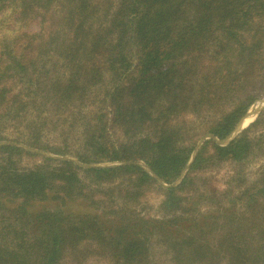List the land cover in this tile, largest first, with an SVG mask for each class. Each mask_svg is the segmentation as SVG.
Returning <instances> with one entry per match:
<instances>
[{"label":"trees","instance_id":"trees-1","mask_svg":"<svg viewBox=\"0 0 264 264\" xmlns=\"http://www.w3.org/2000/svg\"><path fill=\"white\" fill-rule=\"evenodd\" d=\"M262 98L264 0H0V141L162 182L0 145V264H264Z\"/></svg>","mask_w":264,"mask_h":264},{"label":"rangeland","instance_id":"rangeland-1","mask_svg":"<svg viewBox=\"0 0 264 264\" xmlns=\"http://www.w3.org/2000/svg\"><path fill=\"white\" fill-rule=\"evenodd\" d=\"M25 29L29 30V31H33V30L36 29V25L34 23L28 24ZM262 99L257 100L251 106V108H249L251 111L252 110L253 111L257 110V113L252 116V119H254L256 117L258 112L264 106V104L262 103ZM48 128L49 127H45V129H44V131H45L44 138L47 139V140L49 139V140H51V142H55L56 143L57 142L55 140L56 134L53 133L52 131H50ZM10 131H11V129H9V133H10ZM0 142H3L4 144H10V145H14L15 144V146H17V144L18 145L27 146V145H24V144H21V143L13 142V141H0ZM27 147H29V146H27ZM75 147L77 149L79 148L78 145L75 146ZM31 148H33V147H31ZM35 149H37V148H35ZM41 151H43V152H45L46 154H49V155H54V156H57V157H64L62 155L52 154V153H49V152L44 151V150H41ZM39 155H41V154H39ZM65 156L66 157L75 158L73 155H65ZM38 159H39V157H33V158L32 157H23L22 160H21V164L22 165H31L32 163L38 161ZM103 163H105V162H103ZM263 163H264V154L263 153H259V152H255L253 157L249 158V160H247V162L244 165V170L246 172V176L249 177L250 179L253 178V176L258 173V171H259V169H260V167L262 166ZM230 169H232V166H230L228 164H221L220 166L212 167L210 170L206 171V173L211 178H213V176H214L217 179H219L221 184H219L218 186L221 187V185L223 184L222 182L226 180L224 175ZM215 173L216 174L218 173L217 176H215ZM161 199H162L161 193L156 191V190H153V191L149 192L141 200V204L138 206V208L142 207L143 212L147 213L148 215H160V213L158 212V205H159V202H160ZM151 254H152L151 257H152L153 261H155V262L164 263L166 261V254H165V251L162 248L155 247ZM85 264H100V263H99V260L96 259V258H89L86 261Z\"/></svg>","mask_w":264,"mask_h":264},{"label":"water","instance_id":"water-1","mask_svg":"<svg viewBox=\"0 0 264 264\" xmlns=\"http://www.w3.org/2000/svg\"><path fill=\"white\" fill-rule=\"evenodd\" d=\"M262 103L264 104V98L262 99ZM252 112V116L253 115H255L256 113H257V110L256 111H251ZM253 120V119H252ZM251 120V121H252ZM250 121V122H251ZM239 123V122H238ZM237 123V124H238ZM237 124L235 125V127H234V129L232 130V132L226 137V138H224V139H222V140H219V139H216V138H213L215 141H216V143H218L219 145H225V144H227L233 137H235L239 132H240V130L241 129H243L244 127H246V126H244V127H242V128H239V129H237L236 127H237ZM208 137H210V136H206V137H203V138H201L197 143H196V146H195V148L193 149V151H192V154H191V156H190V158H189V160H188V162H187V164H186V166L184 167V169H183V171L181 172V174L179 175V177L172 183V186H175V185H177L179 182H180V180L182 179V177L184 176V174L186 173V171H187V169H188V167H189V165H190V163L192 162V160L194 159V157H195V155H196V153H197V151H198V149H199V147H200V145H201V143H202V141H203V139L204 138H208ZM0 145H5L3 142H0ZM15 145V144H14ZM17 146L18 147H21V148H24L25 150H27V151H29V152H32V153H37V154H41L42 156H45V157H50V158H52V159H63V160H71V161H73V162H75L76 164H78L79 166H82V167H111V166H116V165H121V164H126V163H137L138 165H140V166H142L151 176H153L155 179H157V181L159 182V183H161L162 184V182L155 176V174L152 172V170L145 164V163H143V162H141V161H135V162H130V161H128V162H105V163H103V162H101V163H90V164H85V163H81V162H79L76 158H71V157H66V156H64V157H57V156H54V155H49V154H46L45 152H43V151H41V150H39V149H35V148H31V147H27V146H23V145H18L17 144ZM164 186H166L165 184H163Z\"/></svg>","mask_w":264,"mask_h":264},{"label":"bare ground","instance_id":"bare-ground-1","mask_svg":"<svg viewBox=\"0 0 264 264\" xmlns=\"http://www.w3.org/2000/svg\"><path fill=\"white\" fill-rule=\"evenodd\" d=\"M251 119H252V112L250 109H248V111L245 113V115H243V117L240 119L236 128L239 129V128H242L244 125L246 126V124L249 123L251 121Z\"/></svg>","mask_w":264,"mask_h":264}]
</instances>
